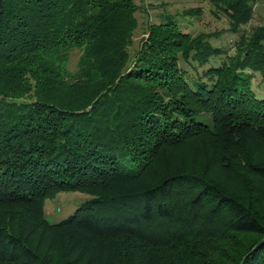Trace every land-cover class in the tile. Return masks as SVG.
Wrapping results in <instances>:
<instances>
[{"label": "trees", "instance_id": "trees-1", "mask_svg": "<svg viewBox=\"0 0 264 264\" xmlns=\"http://www.w3.org/2000/svg\"><path fill=\"white\" fill-rule=\"evenodd\" d=\"M210 1L233 54L168 16L131 55L134 0H0V264H264V26L242 30L257 0ZM60 193L92 199L51 224Z\"/></svg>", "mask_w": 264, "mask_h": 264}, {"label": "rangeland", "instance_id": "rangeland-1", "mask_svg": "<svg viewBox=\"0 0 264 264\" xmlns=\"http://www.w3.org/2000/svg\"><path fill=\"white\" fill-rule=\"evenodd\" d=\"M134 2L139 7V11L136 13L139 26L134 35L133 45L129 48L131 55L139 49L141 39L146 38V25L151 22L157 24L168 16L174 17V19L181 24L180 26H182L184 31L195 37L199 34L209 35V33H221L218 38H213L210 41L211 44L214 47L222 48L225 52L227 51L228 53L233 54V48L235 43L238 42L239 36H234V34L229 32L231 19L227 15H224V13L215 14V6L210 0H134ZM253 7L252 19L242 28L247 36L253 34L257 28L264 26V0H257ZM191 10L194 14L187 15L186 12ZM80 54L81 52L79 50H74L69 55L70 60L67 64V69L71 72H77V64ZM221 62L222 60H218L214 61L213 64L220 65ZM180 64L187 69L192 76H196L198 72H202V68L197 66V64L192 63L194 64V67L185 64L184 61H181ZM252 75H254L252 87L258 98L264 99V75L259 73H254ZM186 149V159L183 161L186 165L195 167L198 172H202L207 168L206 170H208V172L206 176L208 179L216 180L225 186V188H230L231 191L238 190L239 185L235 172L223 169L219 166V163L211 161L213 160L212 158H214V155L208 157L204 154L200 155L198 154V149H195L194 147H187ZM90 199H92V197L84 193H60L53 199H47L44 207L45 216L51 224L59 223L68 219L77 209L81 208L82 205ZM235 237L242 240V242L253 239V236L244 234H238L235 235ZM221 244L223 246L226 245V248L228 247L227 242ZM114 248L115 249L109 250L117 251V248ZM108 254V251L107 255L106 253H103L102 258L108 256ZM222 264H229V262L224 261Z\"/></svg>", "mask_w": 264, "mask_h": 264}]
</instances>
